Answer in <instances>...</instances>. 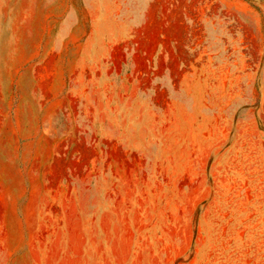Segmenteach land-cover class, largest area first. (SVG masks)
<instances>
[{
  "label": "rangeland",
  "instance_id": "374dc122",
  "mask_svg": "<svg viewBox=\"0 0 264 264\" xmlns=\"http://www.w3.org/2000/svg\"><path fill=\"white\" fill-rule=\"evenodd\" d=\"M0 264H264V0H0Z\"/></svg>",
  "mask_w": 264,
  "mask_h": 264
}]
</instances>
